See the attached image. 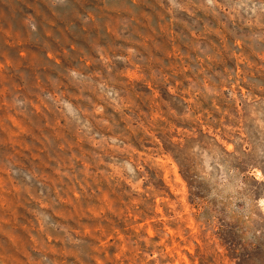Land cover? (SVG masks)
I'll use <instances>...</instances> for the list:
<instances>
[{
  "label": "rangeland",
  "instance_id": "rangeland-1",
  "mask_svg": "<svg viewBox=\"0 0 264 264\" xmlns=\"http://www.w3.org/2000/svg\"><path fill=\"white\" fill-rule=\"evenodd\" d=\"M0 264H264V0H0Z\"/></svg>",
  "mask_w": 264,
  "mask_h": 264
}]
</instances>
